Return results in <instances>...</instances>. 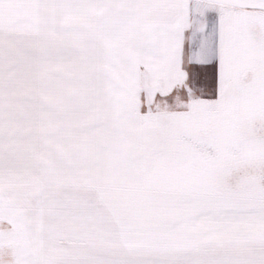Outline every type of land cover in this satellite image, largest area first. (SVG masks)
Wrapping results in <instances>:
<instances>
[{"label":"snow or ice","instance_id":"snow-or-ice-1","mask_svg":"<svg viewBox=\"0 0 264 264\" xmlns=\"http://www.w3.org/2000/svg\"><path fill=\"white\" fill-rule=\"evenodd\" d=\"M0 264H264V0H0Z\"/></svg>","mask_w":264,"mask_h":264}]
</instances>
